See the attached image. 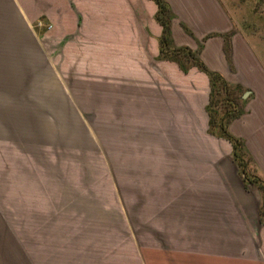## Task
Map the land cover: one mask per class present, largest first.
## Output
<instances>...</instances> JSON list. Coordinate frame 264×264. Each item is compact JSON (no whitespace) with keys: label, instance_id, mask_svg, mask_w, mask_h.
<instances>
[{"label":"crops","instance_id":"crops-1","mask_svg":"<svg viewBox=\"0 0 264 264\" xmlns=\"http://www.w3.org/2000/svg\"><path fill=\"white\" fill-rule=\"evenodd\" d=\"M166 1L174 44L201 49L242 99L249 92L230 124L246 174L232 144L209 133L208 75L160 58L153 0H0V144L31 162L36 152L77 155V168L78 156L102 150L119 183L117 214L152 234H137L136 264H264V11L250 0ZM175 200L185 201L180 211ZM56 249L50 263L128 260L63 241Z\"/></svg>","mask_w":264,"mask_h":264},{"label":"rangeland","instance_id":"rangeland-1","mask_svg":"<svg viewBox=\"0 0 264 264\" xmlns=\"http://www.w3.org/2000/svg\"><path fill=\"white\" fill-rule=\"evenodd\" d=\"M250 1L257 10L264 11L262 3ZM35 154L38 161L31 162L23 152L0 144V264H55L50 261L60 241L73 243L81 255L128 258L127 262L113 258L106 264H136L137 234L149 242L152 234L136 230L141 226L134 214L129 216L128 227L117 214L121 207L119 183L109 180L108 170L103 167V151L78 156L79 168L71 165V159H77V155ZM39 163L45 166H37ZM116 171L119 174L120 170ZM128 188L126 195L132 198H128L127 204L134 211L135 186L129 184ZM160 202L166 204L165 200ZM184 202L175 200L172 206L180 211ZM40 209H47L48 215ZM62 209L65 213L76 210L95 214L57 215L56 211Z\"/></svg>","mask_w":264,"mask_h":264},{"label":"trees","instance_id":"trees-1","mask_svg":"<svg viewBox=\"0 0 264 264\" xmlns=\"http://www.w3.org/2000/svg\"><path fill=\"white\" fill-rule=\"evenodd\" d=\"M158 5L156 20L163 27L160 41V58L174 61L187 73L191 67H197L205 72L211 85V94L207 111L209 113V133L228 140L233 146L235 160L240 164L242 171L247 173V162L245 161L244 142L234 136L230 130V123L244 113L243 104L245 100L241 98V89L230 84L224 76L211 70L200 57V50L194 51L188 46H176L172 37L173 11L166 0H153ZM190 33V30L185 27ZM227 46L228 35L225 36ZM258 184V180L253 179ZM263 191L262 216L264 217V187Z\"/></svg>","mask_w":264,"mask_h":264},{"label":"water","instance_id":"water-1","mask_svg":"<svg viewBox=\"0 0 264 264\" xmlns=\"http://www.w3.org/2000/svg\"><path fill=\"white\" fill-rule=\"evenodd\" d=\"M248 96H249V92H246V93L243 95V99H246Z\"/></svg>","mask_w":264,"mask_h":264}]
</instances>
